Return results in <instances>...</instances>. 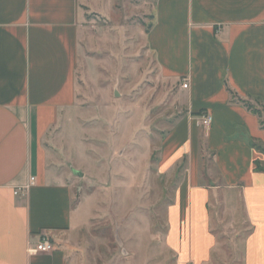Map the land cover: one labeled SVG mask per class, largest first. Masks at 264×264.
Segmentation results:
<instances>
[{"label": "crops", "instance_id": "obj_1", "mask_svg": "<svg viewBox=\"0 0 264 264\" xmlns=\"http://www.w3.org/2000/svg\"><path fill=\"white\" fill-rule=\"evenodd\" d=\"M95 1L0 0V264L87 262L92 196L75 197L45 141L76 108L84 9H105ZM146 42L185 102L160 142L158 175L175 187L168 249L178 264H209L219 244L211 207L222 195L249 225L242 263L264 264V129L246 106L264 107V0H155ZM44 232L53 252L38 251Z\"/></svg>", "mask_w": 264, "mask_h": 264}, {"label": "rangeland", "instance_id": "obj_2", "mask_svg": "<svg viewBox=\"0 0 264 264\" xmlns=\"http://www.w3.org/2000/svg\"><path fill=\"white\" fill-rule=\"evenodd\" d=\"M98 1L103 11L84 9L76 108L45 147L71 173L75 197L92 196L95 217L81 234L86 264H178L165 241L175 187L159 177L158 162L161 139L185 114L181 85L162 76L147 46L155 0ZM260 114L264 123V107ZM218 200L209 264H243L249 225Z\"/></svg>", "mask_w": 264, "mask_h": 264}, {"label": "built area", "instance_id": "obj_3", "mask_svg": "<svg viewBox=\"0 0 264 264\" xmlns=\"http://www.w3.org/2000/svg\"><path fill=\"white\" fill-rule=\"evenodd\" d=\"M182 87L184 89L188 88V83L185 80L183 81ZM210 122H211V116L209 114H203L201 117V125L203 127H206L210 124ZM35 181H36L35 178H31L30 185L23 188V190L27 191L31 186L35 185ZM37 248L38 251L41 253H49V252H53L56 249V244L53 237L48 232H44L40 236V240L38 242Z\"/></svg>", "mask_w": 264, "mask_h": 264}, {"label": "trees", "instance_id": "obj_4", "mask_svg": "<svg viewBox=\"0 0 264 264\" xmlns=\"http://www.w3.org/2000/svg\"><path fill=\"white\" fill-rule=\"evenodd\" d=\"M247 106V108L251 111V112H253L254 114H256V115H258V117H259V119H260V123H261V127L264 129V123L262 122V120H261V114H260V110H257V109H255L253 106H251V105H246ZM259 151H261L262 153H264V150L262 149V148H257ZM259 170H260V168H259V166L257 167ZM264 171V170H263Z\"/></svg>", "mask_w": 264, "mask_h": 264}, {"label": "water", "instance_id": "obj_5", "mask_svg": "<svg viewBox=\"0 0 264 264\" xmlns=\"http://www.w3.org/2000/svg\"><path fill=\"white\" fill-rule=\"evenodd\" d=\"M78 175H79V176H81V174H80V173H78Z\"/></svg>", "mask_w": 264, "mask_h": 264}]
</instances>
